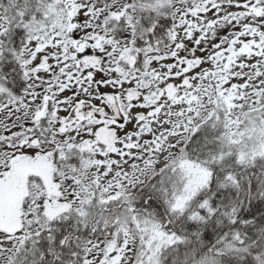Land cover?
<instances>
[{"label": "snow or ice", "instance_id": "snow-or-ice-1", "mask_svg": "<svg viewBox=\"0 0 264 264\" xmlns=\"http://www.w3.org/2000/svg\"><path fill=\"white\" fill-rule=\"evenodd\" d=\"M0 264H264V0H0Z\"/></svg>", "mask_w": 264, "mask_h": 264}]
</instances>
